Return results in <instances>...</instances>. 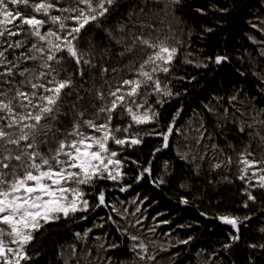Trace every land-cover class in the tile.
I'll return each instance as SVG.
<instances>
[{
  "label": "snow or ice",
  "instance_id": "1",
  "mask_svg": "<svg viewBox=\"0 0 264 264\" xmlns=\"http://www.w3.org/2000/svg\"><path fill=\"white\" fill-rule=\"evenodd\" d=\"M186 3L0 0V264H53L46 246L54 237L65 238L53 250L54 264H176L196 235L169 231L161 242L157 229L173 223L159 220L165 212L145 231L148 207L158 200L114 196L143 183L161 194L175 183L180 205L228 226L223 243L195 253L198 264L241 258L242 264H264V12L246 21L244 36L254 48L239 58L249 67L236 69L257 81V91L214 96L215 103L194 110V120L183 126L181 98L189 88L177 83L203 86L184 66L231 63L226 53L200 58L187 51L178 16ZM230 10L194 8L203 17ZM214 32L205 25L202 35ZM170 146L194 177L207 171L220 177L208 179L210 185L239 183L243 198L236 207L245 211L200 209L196 201L205 200L204 190L187 177L177 182L167 161L162 171L154 167ZM215 204L224 207L220 199ZM98 209L107 210L100 222L72 229ZM253 224L257 236L248 240ZM199 226L193 221L173 230Z\"/></svg>",
  "mask_w": 264,
  "mask_h": 264
},
{
  "label": "trees",
  "instance_id": "2",
  "mask_svg": "<svg viewBox=\"0 0 264 264\" xmlns=\"http://www.w3.org/2000/svg\"><path fill=\"white\" fill-rule=\"evenodd\" d=\"M211 4H216L219 7H230V12L227 15H223L219 12L210 13L209 16L203 17L195 13V7H208ZM264 12V0H187L182 11L178 12V16L184 21L179 25L184 29V38L191 47L187 48V51L194 52L196 56L204 58L206 56H213L215 54L226 53L231 58L230 64H223L220 66H212L208 69H193L190 65H185L184 69L188 73L197 74L198 79L203 85L192 89L189 85H181L177 83V87L181 90L184 87L189 88L188 95L182 97L184 103L183 119L178 121L179 124L187 126L189 121H193V113L200 111L204 103H215L212 97L229 96L235 91L243 89L241 96H244L245 92L249 95L255 93L257 89L254 85L257 81L249 75L248 77H241L237 72V68L246 69L249 64L245 60L241 62L240 57L245 55L246 49H253L254 46L244 36L246 31H249L246 21L253 16H258ZM221 21L217 24L216 21ZM212 26L216 28V32L210 34H203V27ZM191 29V39H188L187 32ZM254 54V53H253ZM177 101H173V104H177ZM243 107H248L247 105ZM264 107V105H261ZM231 127V125H229ZM229 137L234 135V132L228 133ZM178 146L184 144L182 138H178ZM183 150V149H182ZM158 159L155 160L154 167L158 171L163 170V164L167 161L170 167H173L175 171L173 175L177 177V182L182 177H187L196 189H202L206 192L204 201L197 200L196 203L200 206V209L206 210L209 214H214L216 210H233L235 212L243 213L245 210L239 209L236 205L243 198L240 195V184L229 185L223 182L216 184L215 186L208 184V179L220 180L219 175L216 173H208L205 171L203 177H194L184 161L179 160L176 152L170 146L169 149H165L162 153H158ZM177 193H181V190L176 187V184L170 185L164 189V193L161 194L159 190L153 189L150 184L143 183L142 185H134L127 193L115 192L114 196L119 197L120 200H124L127 197L128 200L134 198L137 194L143 198L145 195L149 197V203L153 200H158L159 203L152 204L148 207L147 216L148 220L145 221V231L149 226V221L158 212H165L166 216L159 217V220L172 219L171 225H162L157 229L156 237L161 242H166L168 237L163 233L171 231L172 237L179 236L185 238L188 234H195L197 239L191 246H182L185 251L176 258V264H198V258L195 253L199 249H205L206 252H210L214 246H219L224 242L226 234L229 230L228 226L221 225L218 221L205 220L198 215V209L186 208L178 203ZM220 199L223 204V208H219L215 204V200ZM212 201V203H209ZM134 207V206H133ZM107 210L98 209L97 212L92 213L90 221H84L79 224H73L71 227L76 231H83L88 227H92L94 224L100 222V217L105 216ZM143 211V210H142ZM193 221H199L200 226L192 229H178L174 226L176 224L192 223ZM159 222V221H157ZM107 227V226H106ZM256 224H253L252 229L246 233L247 239H255L257 233L255 232ZM97 233L102 232L101 229H95ZM111 236V232L109 233ZM63 237H54L52 240L47 241L46 252L48 259L54 264L53 250L59 243L64 242ZM69 242H71L69 238ZM180 249H172L171 252L179 251ZM171 253H161L162 256H168ZM167 264V262H165ZM237 264H242L241 260L237 261Z\"/></svg>",
  "mask_w": 264,
  "mask_h": 264
}]
</instances>
